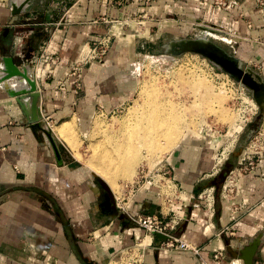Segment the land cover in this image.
<instances>
[{"label":"crops","instance_id":"obj_1","mask_svg":"<svg viewBox=\"0 0 264 264\" xmlns=\"http://www.w3.org/2000/svg\"><path fill=\"white\" fill-rule=\"evenodd\" d=\"M52 1L30 0L14 23L13 0H0V264H121L123 252L138 243L144 246L139 252L143 264H204L191 251L158 250L162 239L146 235L122 211L120 201L114 206L59 128L67 124L84 133L98 111L115 110L131 87L133 53L140 42L134 30L116 40L106 61L85 65L80 80L73 75L90 37L109 28L101 17L125 19L127 13H141L173 21L184 30L193 26L188 21L219 23L238 32L233 55L264 78V17L256 0H244L231 10L216 0H134L120 8L98 0H66L65 16L61 9L52 10ZM17 68L36 81L41 122L52 131L56 148L45 134L34 131L18 101L28 84ZM24 101L30 104L31 99ZM252 126L232 135L184 134L163 164L182 190L179 194L189 200L165 202L160 188L167 184L156 180L128 199L129 213L171 210L182 215L177 235L200 247L208 264H243L230 250L237 252L263 235L255 264H264V159L253 171L243 172L237 167L244 161L240 157L225 182L214 187L211 203L205 202V192L213 191L210 183L219 182L210 176L217 157L222 154L219 162L227 158ZM217 252L224 258L216 260Z\"/></svg>","mask_w":264,"mask_h":264},{"label":"rangeland","instance_id":"obj_2","mask_svg":"<svg viewBox=\"0 0 264 264\" xmlns=\"http://www.w3.org/2000/svg\"><path fill=\"white\" fill-rule=\"evenodd\" d=\"M62 6L63 5L60 4L58 0H53L51 2V8L53 11L60 9L62 10ZM188 22L193 23V25L195 23L193 21ZM173 25L174 24L169 23L170 28H165L162 34H156L155 29V31H153L150 36L148 35L147 37H138L140 42H138L139 47L133 53V62L136 63L137 61V66L138 64L139 66L136 68L132 67L133 76L131 79V87L129 89V92L125 94L124 98L118 102L120 106L110 112H104L101 110L98 111V113L93 117L92 123L89 126L88 130L84 133L81 134L80 131L78 132L76 127V130H70L69 132H67L66 136L69 137L68 141L64 140L65 138L62 137V139L66 141L68 146L74 149L76 153L75 156L81 161L85 162L98 177L100 176L95 172L94 164L102 159V150H105L108 146H112L114 140H116V138L124 132V127H128V125L131 124L133 125L134 123L132 122L136 121L137 116L139 117V112L136 113V111H140V108L142 109L146 104L145 95L146 91L149 88L148 86L151 84L152 86L154 84L155 87H160V89L164 91L165 96L163 97H166L165 100L170 99L176 102L182 100L183 104L187 103V105H190L192 102L194 103V99H196V96L194 94L195 90L189 84V73L192 74L194 71V74H190L191 76L194 75L198 77L200 75L199 77L201 79L205 78L206 80L204 79V81H206L210 87L212 86L210 99L207 95L209 91H207L205 87H202L200 89H197L198 98L196 104H194V106L190 108H188L186 105L182 107L184 111L186 109H190L189 112L191 113L188 114H194V121L196 122L193 127L191 126L182 131L183 134L195 132V134L201 136H212L218 135L220 133L223 135H232L236 132V130L250 127L254 123L256 116L259 114V107L258 111L256 112L257 114H254L256 110H252L250 106H258L252 96V93L245 89L242 84L236 82L229 74L223 72L213 63H211L207 58L195 53L171 55L166 52L165 45L170 41L185 38L194 39L204 36V33L202 32L204 30L196 26H192L190 30H184ZM175 27H177V29ZM208 32L211 36H216L218 38V35L214 31V35L212 34V32ZM224 36L228 38L227 35ZM207 37L214 41L217 45L227 50L229 53L233 54V48L236 43L228 44L222 39H217L210 36ZM221 37L222 36H220V38ZM227 40L229 41V39ZM142 46H145V48L143 49ZM83 52L84 51H82V54ZM164 59H166V61H164ZM186 69H188V71L190 70L191 72L186 71ZM204 75L205 77H202ZM166 93H168L170 97ZM201 96H203V98H201ZM206 96H208V98ZM204 97H206V99ZM199 102H202V104H200ZM246 112L249 113L246 114ZM244 116H246L247 119H250L245 127L244 125L246 122ZM97 122H99V125H97ZM260 129L261 131L264 130V119L259 127V130ZM247 133L248 130L245 129L240 140L234 144V149L231 150V153L236 151L235 149H237V146L239 143H241V141L246 140ZM112 136L115 137L112 138ZM183 136L184 135H182L181 138ZM120 138L121 137L117 138L116 141H119ZM233 139L234 137L231 136L230 140ZM174 146H172V148L166 147V151L162 152L160 156L158 155V157L152 159L148 157L150 152L147 149L143 151L144 148H140L141 151L139 150L138 152H140L142 155L139 153L137 156L140 157V160L137 162V159H139L137 158L133 168L131 170L130 168L128 169V171H132L131 173H128L127 170L121 171L120 169H117L115 170V173L111 175L114 194L116 193L117 196L121 198L120 200L126 198L128 196V191L130 190L131 185L137 182L140 172L143 170L148 171L149 169L154 170L158 168ZM260 150L264 153V148H260ZM228 157L230 158L231 156ZM240 160L241 158H239L238 161ZM227 161L228 160L224 162L223 167L225 166ZM238 164V168H243V165L240 164V167ZM242 171L247 172L246 170ZM237 173H240V171L238 170ZM157 182H159L158 184H160L162 182V178L158 176ZM233 185L235 184H232L231 186ZM173 188L170 184H167V187L165 186L163 188V191L174 192Z\"/></svg>","mask_w":264,"mask_h":264},{"label":"built area","instance_id":"obj_3","mask_svg":"<svg viewBox=\"0 0 264 264\" xmlns=\"http://www.w3.org/2000/svg\"><path fill=\"white\" fill-rule=\"evenodd\" d=\"M134 0H98V2L102 5H105L106 7H124L125 4L132 3ZM217 4L221 6L222 8H225L227 10H231L235 8L236 6L240 5L242 1L244 0H216ZM60 4H62V11L64 12V16L68 11L67 8V2L66 0H58ZM256 7L259 9L264 17V0H256ZM65 17H63L57 25H61L64 22ZM100 20L107 24L109 26L107 32L103 34H96L90 37L88 43L84 46L83 51L86 48H88L87 55L83 56L81 55L79 61L77 62V65L73 69V75L80 80L82 78L83 74V67L87 65L88 63L98 61V62H104L108 59L110 55V51L113 48L116 40H118L121 37H124L128 34L129 30H134L140 37H147L150 36L153 31L156 29V34H162L165 30V28H170L169 23H173V21L160 19L151 15H144L141 13H127L125 19H113L108 17H101ZM98 22V20H97ZM197 23V24H195ZM193 26H196L200 29H203L202 31L204 35L208 33V30H213L219 38L216 36H211L210 34H207L206 36H210L217 39H222L226 41L228 44L236 43L238 32L233 29H228L224 27L223 25H220L219 23H208L205 21H198L195 22ZM195 29V28H194ZM214 33V34H215ZM222 36L220 38V36ZM224 35H227L228 38H226ZM229 39V41L227 40ZM47 44H45L46 47ZM144 45V44H143ZM144 49L145 46H142ZM45 55H42L40 58H44ZM141 61V60H140ZM139 61V63H140ZM33 62V61H31ZM139 66V64H138ZM137 61L136 63H132V67H138ZM248 104V103H246ZM252 110H256L254 114L258 111L257 105H250ZM249 112H246L248 114ZM253 114V115H254ZM257 114V113H256ZM244 116L245 119V125L247 124L250 119H247V117ZM256 139V140H255ZM260 148H264V130L261 131V129L250 139L249 143L247 144L246 148L243 150L244 155V161H242L243 168L242 170H246L247 172L253 171L256 168L257 162L260 159H263L264 153L260 150ZM260 150V151H259ZM222 155V154H221ZM219 155L217 157V163L214 167L212 173L210 174L211 177H216L219 175V173L222 170V167L224 165V162L229 159V157L226 158V160L222 163H219L218 158L221 156ZM232 153L230 152L228 156H231ZM241 156V158H242ZM170 169L166 166V164L161 163V165L151 170H143L139 174V178L136 183L131 185L130 190L128 191V196L126 198H122L123 200H120L121 198L117 197L116 200L120 201V208L122 211H124L128 217L133 220L139 227L145 230L146 235L150 237H156L157 234L164 235L166 238L162 239L161 242L156 247L160 251H173V250H184V251H191L196 256L200 257L201 261L204 264L206 261L202 258L201 255V249L200 247L194 245L191 242H188L181 237L177 235V232L179 228L181 227L184 218L182 215L177 214L173 211L164 212L161 211L160 214H147V215H139L134 216L127 210V207L125 203L128 201L130 197H133L139 190H141L143 187H145L148 184H155L157 177H161L162 180L170 184L172 188L174 189V192H164L163 189L160 188V192L162 197L165 198V201L169 204H173L175 199L187 201L186 197L183 195L181 196L182 190L178 188L177 184L171 179L170 176ZM212 192H209L208 190L205 192L206 196V204L211 203V199L214 198V190L215 188H212ZM211 191V190H210ZM184 198V199H183ZM171 206V205H170ZM144 246H141L140 243L136 244L132 249L124 251L121 258V263L123 264H143V256L140 255V249ZM216 260H221L224 258L223 252H217L215 254Z\"/></svg>","mask_w":264,"mask_h":264},{"label":"bare ground","instance_id":"obj_4","mask_svg":"<svg viewBox=\"0 0 264 264\" xmlns=\"http://www.w3.org/2000/svg\"><path fill=\"white\" fill-rule=\"evenodd\" d=\"M13 1L17 3L22 2L20 0H13ZM208 31L212 32V34L214 35L212 30H208ZM207 34H209V32ZM87 52L88 50L86 51L84 56L87 54ZM164 61H166V59H164ZM186 71H188V69H186ZM190 74L191 73H189V76H188L189 84L195 90L194 94L196 96V99H194V103L192 102L190 105H187V103L183 104L182 100L177 101V102L172 101L170 99L165 100L166 97L165 98L163 97L165 96L164 91H162L160 87H155L154 84L153 86L152 84L149 85L148 86L149 88L146 91V95H145L146 104L144 105V107L142 106L143 107L142 109L140 108V111L139 110L136 111V113L139 112L138 113L139 117L137 116L136 121L132 122L134 124L133 125L131 124L132 126L128 125V127H124L126 130L124 129V132L119 135V137H121L120 140L116 141L117 138H119L117 137L116 140H114L112 146H108L105 150H102V154H103L102 159L100 161H97V163L94 164L95 172L100 176V178H103L110 185L113 191H114V188L112 184L111 175L115 173V170L117 169H120L121 171H125V170L128 171V169L130 168L131 170L134 166V163L136 162V159L139 158L137 159V162L140 160V157L137 156L140 153L138 152L139 150L141 151V149L144 148L143 149L144 151L145 149H147L150 152L149 153L150 156L148 155L150 159L158 157V155L160 156L162 152L166 151V147L172 148V146H174L180 140L181 136L184 135L182 131H184L185 129L191 126L193 127L196 124V122L194 121L195 115L193 114L194 115L193 116L191 114H188V113H191L189 112L190 109L189 110L186 109L184 111L182 107L184 105H186L188 108L194 106L198 98L197 89H200L202 87H205L207 91L210 92V93L208 92L207 94L210 99V95L212 93V86L210 87L207 84V82L204 81L205 78L201 79L199 77L200 76L199 74H198L199 76L197 75L198 77L194 75L191 76L192 74H194V71L191 75ZM202 77H205V75ZM166 94L169 95L168 93ZM208 96L206 97L208 98ZM206 97L204 98L206 99ZM201 98H203V96H201ZM199 103L202 104V102H199ZM99 122H97V125H99ZM59 129H60L59 133L63 136V135H66L67 132L70 131L71 127H69L67 124H64ZM114 137L112 136V138ZM225 160L226 158L223 157L222 159H220L219 163H222ZM130 170L128 171V173L130 172ZM158 183L159 182H157V184ZM165 186L167 187V185H163L162 187L164 188Z\"/></svg>","mask_w":264,"mask_h":264},{"label":"water","instance_id":"obj_5","mask_svg":"<svg viewBox=\"0 0 264 264\" xmlns=\"http://www.w3.org/2000/svg\"><path fill=\"white\" fill-rule=\"evenodd\" d=\"M30 0H26L23 3L18 4L17 2H12L14 23L18 19L19 15L24 10L25 6ZM165 50L171 55H182L185 53H195L207 58L211 63L221 69L223 72L229 74L236 82L242 84L245 89L252 93V96L259 107V114L256 116L253 126L248 131L246 142L240 145L236 151H234L231 157L226 162L225 166L222 168L221 172L217 176L219 182L210 183V186L218 187L223 184L228 177V175L233 171L235 163L243 154L244 147L249 142V140L258 132L260 125L264 119V78L251 68L244 67L242 61L235 55L229 53L227 50L217 45L214 41L209 39L206 35L197 37L194 39H179L170 41L165 45ZM8 63L12 66L11 59H8ZM17 74L21 75L28 87L23 89L20 93V98L18 99L25 115L29 119L30 123L34 126V131H41L49 141L56 148L55 137L48 127H45L41 122V107L39 104L41 92L37 88L36 81L29 76L28 71H20L17 68ZM17 95V93H14ZM30 97V104L26 103L24 100ZM96 175V174H95ZM97 176V175H96ZM98 177V176H97ZM100 185L108 192L113 204H116V196L110 185L103 179L98 177ZM157 237L165 239L166 237L161 234H157ZM262 236L260 235L253 239L248 245L244 246L239 251L230 250L233 256L242 259L243 264H255L256 255L262 243Z\"/></svg>","mask_w":264,"mask_h":264}]
</instances>
